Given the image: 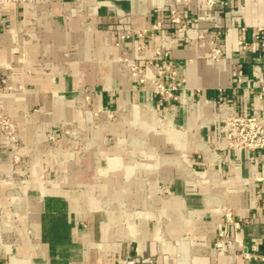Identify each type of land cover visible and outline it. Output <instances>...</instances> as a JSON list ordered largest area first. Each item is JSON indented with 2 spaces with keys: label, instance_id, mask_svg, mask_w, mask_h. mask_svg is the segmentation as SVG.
I'll use <instances>...</instances> for the list:
<instances>
[{
  "label": "crops",
  "instance_id": "1",
  "mask_svg": "<svg viewBox=\"0 0 264 264\" xmlns=\"http://www.w3.org/2000/svg\"><path fill=\"white\" fill-rule=\"evenodd\" d=\"M260 28L264 0L5 5L0 105L20 142L0 130V264H264V149L228 148L222 128L225 109L264 115ZM209 38L224 46L217 60ZM124 60L166 84L170 62L176 98L154 94ZM131 104L162 130L129 112L106 121ZM70 125L87 138L70 142ZM221 231L243 250L217 251Z\"/></svg>",
  "mask_w": 264,
  "mask_h": 264
},
{
  "label": "built area",
  "instance_id": "2",
  "mask_svg": "<svg viewBox=\"0 0 264 264\" xmlns=\"http://www.w3.org/2000/svg\"><path fill=\"white\" fill-rule=\"evenodd\" d=\"M35 1L36 0H0V12L4 11L5 5L9 3H35ZM169 16L172 22L181 23L184 29H188V24L181 21L180 12L174 5H171L169 9ZM130 35L131 30H125L122 33V37H128ZM140 35H142V33H140ZM254 35L256 39L261 40L264 43V28H260L255 31ZM208 42L211 47L213 59H219L224 53V46L214 38H209ZM240 43L244 46L246 45L244 41H240ZM122 65L130 76L135 77L141 83H144L154 94L159 95L166 100L176 98L175 91L178 89L180 81L176 79L177 71L172 67L170 62L166 63V67L169 70V77L171 78V83L169 84H166L159 76H149L143 68H140L127 60H124ZM131 110L132 112L138 111V113H140L145 110V108L140 105L131 104L121 111L107 109L104 111V115L107 122H113L121 116L120 112H131ZM260 110L261 109L256 107H253L251 113H241L232 108L224 110L223 113L225 118L222 128L226 134L228 148L252 151H260L264 149V115L260 113ZM92 113H90L89 118H92V116L98 117L100 115V112L98 111H94ZM0 130L12 144L17 145L20 142L19 125L11 119V115L4 108H2L1 105ZM75 130L79 129L67 128L66 133L73 134ZM227 211V214L230 215V209ZM1 216H3V214L0 210V217ZM215 248L217 251L243 250L238 240L232 238L225 231H221L219 241L216 243Z\"/></svg>",
  "mask_w": 264,
  "mask_h": 264
},
{
  "label": "rangeland",
  "instance_id": "3",
  "mask_svg": "<svg viewBox=\"0 0 264 264\" xmlns=\"http://www.w3.org/2000/svg\"><path fill=\"white\" fill-rule=\"evenodd\" d=\"M145 108V107H144ZM129 112V111H126ZM130 113V118H132L133 122L137 125H146L148 126L151 130H162L161 126L164 124V122L160 119V116H158L157 114L153 113V112H148L145 110H143L142 112L138 113V111H134L129 112ZM11 119L17 123L11 116ZM120 119V117L115 121H118ZM97 119L95 117L92 116V118H88L87 122L90 125L96 126L99 125V123L96 122ZM18 124V123H17ZM96 124V125H95ZM67 128H76L79 130H75L74 133L72 134H67L66 133V129ZM65 128V136L66 138H68L70 140V142H76L79 138H87L86 135L84 134V132L77 126V125H70L69 127ZM216 246V245H215Z\"/></svg>",
  "mask_w": 264,
  "mask_h": 264
}]
</instances>
